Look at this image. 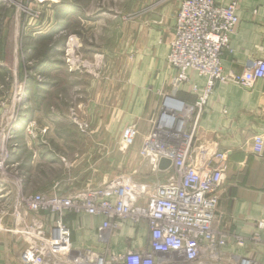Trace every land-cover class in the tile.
<instances>
[{
	"label": "built area",
	"instance_id": "obj_1",
	"mask_svg": "<svg viewBox=\"0 0 264 264\" xmlns=\"http://www.w3.org/2000/svg\"><path fill=\"white\" fill-rule=\"evenodd\" d=\"M10 1L0 0L2 4ZM33 17L32 23L44 28L42 13ZM238 23L235 2L183 0L179 5L166 56L174 71L171 93L163 95L139 149V157L151 162L152 171L168 173L165 183L149 185L124 174L108 184L80 191L64 190L54 181L47 192L36 194L24 193L18 183L21 190L13 214L19 222L16 232L25 243L19 254L23 264H216L222 260L229 234L217 228L216 211L227 154L216 152L208 163L196 167L194 142L199 119L216 84L251 89L256 81H264L262 59L251 61L240 74L227 72L221 65ZM190 72L205 84L192 87L195 100L187 103L176 93L189 83ZM135 136L133 127L126 128L119 151L131 146ZM262 150V136L256 135L252 151L260 154ZM162 158L170 161V167L161 171L158 163ZM23 214L32 218L23 222ZM71 214L103 218L100 230L115 232L121 224L142 226L148 232L147 246L111 255L105 248H85L73 258L71 231L64 221ZM263 233L264 220H259L250 235H233L237 264H264V254L259 252L264 247Z\"/></svg>",
	"mask_w": 264,
	"mask_h": 264
},
{
	"label": "crops",
	"instance_id": "obj_2",
	"mask_svg": "<svg viewBox=\"0 0 264 264\" xmlns=\"http://www.w3.org/2000/svg\"><path fill=\"white\" fill-rule=\"evenodd\" d=\"M182 1L132 0L129 11L133 12V18L123 26L127 28V33L123 29L118 36L113 54L115 68L90 75L82 89L74 87L75 97L71 99L73 104L70 103L72 108L84 107L88 110L84 122L95 129V133L88 135L90 139L108 142L109 145L116 142L118 145L126 128L135 129L134 144L128 153L131 160L125 161V151L119 153L117 148L101 144V150L104 151L105 146L109 150L107 153L111 159L108 163L97 161L89 164L91 175L87 176V170H81L82 162L74 161L67 166L73 170L63 167L57 178L43 177L39 190L47 192L51 184L58 181L64 190L80 191L102 186L117 175L126 173L149 185L166 181L168 173L152 171L151 162L139 157V149L160 110L163 95L171 93L169 83L174 71L168 66L166 56ZM216 1L220 4L236 3L239 23L230 38L229 48L221 56V65L227 72L240 74L251 61L264 60V0ZM51 19L46 25L44 22L47 30L52 27ZM189 80L179 89L176 97L192 103L195 100L192 87H203L205 80L194 72L189 73ZM256 135L263 139L260 154L252 151ZM194 147L193 164L196 167L208 163L216 152L227 154L223 181L218 189L216 226L229 234V238L223 258L216 264H237V257L233 258L237 256L233 249V235L248 236L256 222L264 220V81H256L251 89L232 83L216 84L199 119ZM149 168L150 176L154 178L138 179L140 175L136 174L149 172ZM79 176L82 179L76 185ZM11 218V231L0 239V264H23L19 254L25 243L23 236L16 232L19 222L13 211ZM31 218V214H23V222ZM64 221L71 231L73 258L85 248H105L111 255L127 249H142L148 243V232L142 226L134 228L121 224L113 232L99 229L103 222L101 217L71 214ZM259 252L264 254L263 246Z\"/></svg>",
	"mask_w": 264,
	"mask_h": 264
},
{
	"label": "rangeland",
	"instance_id": "obj_3",
	"mask_svg": "<svg viewBox=\"0 0 264 264\" xmlns=\"http://www.w3.org/2000/svg\"><path fill=\"white\" fill-rule=\"evenodd\" d=\"M38 1L0 2V239L12 229L19 182L26 194L43 193L42 178H57L63 167L73 170L69 163L82 162L90 176L89 164L111 159L107 146L101 150L109 143L88 136L95 133L84 122L88 110L72 108L71 99L90 75L115 68L113 54L133 18L132 0ZM36 12L45 25L52 17L50 30L32 23ZM116 144L109 148L121 153V139ZM148 170L138 179L154 178Z\"/></svg>",
	"mask_w": 264,
	"mask_h": 264
},
{
	"label": "water",
	"instance_id": "obj_4",
	"mask_svg": "<svg viewBox=\"0 0 264 264\" xmlns=\"http://www.w3.org/2000/svg\"><path fill=\"white\" fill-rule=\"evenodd\" d=\"M170 167V161L168 159L162 158L158 163L159 170H166Z\"/></svg>",
	"mask_w": 264,
	"mask_h": 264
}]
</instances>
